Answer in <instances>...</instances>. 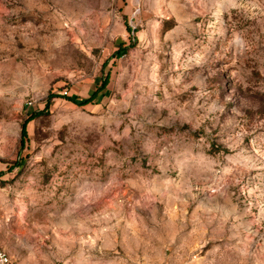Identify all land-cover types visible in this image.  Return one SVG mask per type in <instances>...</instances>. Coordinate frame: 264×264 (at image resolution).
Segmentation results:
<instances>
[{
    "label": "rangeland",
    "instance_id": "obj_1",
    "mask_svg": "<svg viewBox=\"0 0 264 264\" xmlns=\"http://www.w3.org/2000/svg\"><path fill=\"white\" fill-rule=\"evenodd\" d=\"M0 242L264 264V0H0Z\"/></svg>",
    "mask_w": 264,
    "mask_h": 264
},
{
    "label": "trees",
    "instance_id": "obj_2",
    "mask_svg": "<svg viewBox=\"0 0 264 264\" xmlns=\"http://www.w3.org/2000/svg\"><path fill=\"white\" fill-rule=\"evenodd\" d=\"M128 29H129V31H132V27H129V26H128ZM127 48H128V47L121 48V49L119 50V52L124 51V50H126ZM106 83H107V79L105 80V84H104L103 87L106 86ZM95 96H96V93H94V94H93L88 100L84 101L83 103H87V102L91 101ZM69 99L72 100L71 98H69ZM73 101H75V100H73ZM51 104H52V98L50 97V98L48 99L47 103H46V107H45V109H42V110L37 111V113H36L35 115H37V114H42V113H44L46 110H49ZM25 127H26V122L23 124V134H24V135L26 134V128H25Z\"/></svg>",
    "mask_w": 264,
    "mask_h": 264
},
{
    "label": "built area",
    "instance_id": "obj_3",
    "mask_svg": "<svg viewBox=\"0 0 264 264\" xmlns=\"http://www.w3.org/2000/svg\"><path fill=\"white\" fill-rule=\"evenodd\" d=\"M0 264H12V257L0 242Z\"/></svg>",
    "mask_w": 264,
    "mask_h": 264
}]
</instances>
